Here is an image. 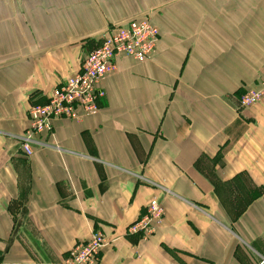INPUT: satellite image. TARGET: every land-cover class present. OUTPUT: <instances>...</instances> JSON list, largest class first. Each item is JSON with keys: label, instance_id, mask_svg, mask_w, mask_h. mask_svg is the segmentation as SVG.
<instances>
[{"label": "crops", "instance_id": "crops-1", "mask_svg": "<svg viewBox=\"0 0 264 264\" xmlns=\"http://www.w3.org/2000/svg\"><path fill=\"white\" fill-rule=\"evenodd\" d=\"M145 15L153 58H120L99 112L56 121L49 146L24 155L29 99L73 76L110 26ZM263 63L264 0H0V264H62L94 230L114 240L101 264H264V189L234 218L219 194L242 178L264 186V106L235 108ZM152 198L153 236L113 235Z\"/></svg>", "mask_w": 264, "mask_h": 264}, {"label": "rangeland", "instance_id": "rangeland-1", "mask_svg": "<svg viewBox=\"0 0 264 264\" xmlns=\"http://www.w3.org/2000/svg\"><path fill=\"white\" fill-rule=\"evenodd\" d=\"M133 18H136V17H133ZM133 18H130L122 22L132 20ZM143 18H146L148 22L152 26H154L151 23V20L148 16L145 15ZM118 24H114L109 27V29L106 31V34L102 38V42L107 37L108 33ZM157 32H158V41L152 53L150 54V56L146 58V60L143 62L149 61L155 55V52H156V49L158 47L159 40H160L159 30ZM102 42L94 50H92L88 55H86L84 58L81 59L78 71L75 72L73 76L67 78L66 80H63L60 84H58L56 87H54L50 91L49 95L46 96V99L44 102H38L32 98L29 99V107L26 113V117L28 120V127L21 136L17 137V139L20 142V150L24 153V155L26 156L31 155L34 147L49 146L45 138L53 134L54 132L53 124L56 121H66L72 124L80 125L84 119L91 117L97 114V112H99V110L101 109L100 102L103 101L106 96L105 91L102 88L101 84L103 81H105V79L113 76L116 73L117 61L120 58H127L125 56H119L115 60V71L111 75L107 76L104 80H102L99 86L96 87L98 92H101V95L95 99L94 106H91V107L77 106L78 114L76 117H66L62 115L61 117H57L55 119L53 115L49 116L47 117V121H49V127L47 129H45V126H43L42 122L40 121L35 122L33 128L30 127L31 121L35 120V118L32 117L33 111L49 108L52 106L53 103L60 104L62 102V99H60L61 94L59 92H62L63 94L65 92V89H61V88H63L70 81L80 82L84 78V75L82 73L84 62L90 55H92L93 52H96L98 49H100ZM262 76L264 78V63L260 66L258 70L257 77H256L254 84L250 87H247L244 93L240 95L238 102L235 105L237 112H241L243 109L252 108L254 106H264V83L261 84ZM58 90H59L58 94L51 101L50 98L53 92L58 91ZM198 166L200 170H203V171L206 170V172H208L207 169L211 168L210 165L206 161H204L202 165L199 164ZM135 177H136L135 179L136 184H138V186L140 185L143 187L147 186L155 190H158V188H160L162 189L161 192L163 191V192H166L168 195H173V193L170 190H168L167 187L159 186V183L158 184L152 183L151 180L139 174L136 175ZM263 189H264V186L262 187V189H255L253 186L250 187L243 178L241 179L240 187L238 188L236 187L235 191H233L232 186H229V185H226L223 187L219 186V194H220V191L222 194V196H220L221 199L219 198L221 207L223 208L225 212L226 211L229 212V218H234L236 213L237 212L239 213V211L251 199V197H254L259 192L261 193ZM133 198H135V195ZM163 220H164V213L161 209L160 202L156 198H152L149 200L148 204L145 207H143V211L141 215H139L138 218L134 222L129 224L123 231H114L113 235L116 233L118 237L124 240L126 239L135 240L136 243L138 244L140 241L148 240L150 236H153L154 231L158 227H161L163 225ZM90 239L91 240L93 239V241H95L96 244H99V246H101L98 251L91 250V256L93 258L92 264L94 263L101 264L102 258H103V250L107 248L108 246H110L112 243H114V240L113 238H109L108 235L105 234V232L100 231V230H94L92 231L89 238L82 240V241H78L77 242L78 244L76 243L77 245L72 247V249L68 252L67 256L63 258L61 263L70 264L71 262H74L70 252H73L80 245H83V246L86 245L90 241ZM68 261H71V262H68Z\"/></svg>", "mask_w": 264, "mask_h": 264}, {"label": "built area", "instance_id": "built-area-1", "mask_svg": "<svg viewBox=\"0 0 264 264\" xmlns=\"http://www.w3.org/2000/svg\"><path fill=\"white\" fill-rule=\"evenodd\" d=\"M158 30L152 26L146 18H133L115 26L102 42L100 49L93 52L84 62L82 73L84 78L78 81H70L63 88L62 92H53L52 101L58 92L61 94L62 102L53 103L51 107L39 109L32 112L35 120L31 121V128L35 122H42L45 129L49 127L47 117H76L77 106H94L95 99L101 95L96 89L100 82L115 71V60L119 56H125L137 63H142L152 53L157 41ZM261 84L264 83L262 76ZM60 89V90H61ZM44 130V129H43ZM101 246L93 239L86 244L78 246L70 252L74 262L70 264H92L91 250L98 251ZM78 249V250H77ZM95 264V263H94Z\"/></svg>", "mask_w": 264, "mask_h": 264}, {"label": "bare ground", "instance_id": "bare-ground-1", "mask_svg": "<svg viewBox=\"0 0 264 264\" xmlns=\"http://www.w3.org/2000/svg\"><path fill=\"white\" fill-rule=\"evenodd\" d=\"M78 244V243H77ZM77 244H75L74 246H76Z\"/></svg>", "mask_w": 264, "mask_h": 264}]
</instances>
